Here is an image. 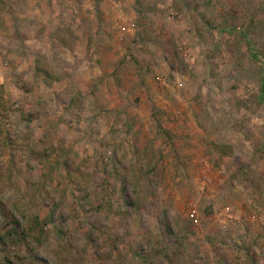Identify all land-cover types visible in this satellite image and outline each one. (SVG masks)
Segmentation results:
<instances>
[{
    "label": "rangeland",
    "instance_id": "1",
    "mask_svg": "<svg viewBox=\"0 0 264 264\" xmlns=\"http://www.w3.org/2000/svg\"><path fill=\"white\" fill-rule=\"evenodd\" d=\"M0 264H264V0H0Z\"/></svg>",
    "mask_w": 264,
    "mask_h": 264
}]
</instances>
